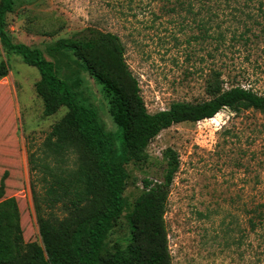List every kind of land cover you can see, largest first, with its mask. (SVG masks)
Here are the masks:
<instances>
[{
	"label": "rangeland",
	"instance_id": "374dc122",
	"mask_svg": "<svg viewBox=\"0 0 264 264\" xmlns=\"http://www.w3.org/2000/svg\"><path fill=\"white\" fill-rule=\"evenodd\" d=\"M6 27L13 40L57 60L105 129L114 125L99 86L70 54L47 51L56 39L86 27L119 36L151 113L174 101L208 99L210 83L264 94V0H16ZM1 62L7 73L0 77V202L15 198L23 242L40 243L34 197L46 199L54 174L70 179L79 153H57L46 141L66 108L43 114L34 88L38 70L0 45ZM166 148L179 157L165 213L172 264H264V243L246 222L257 187H264V114L226 107L212 118L161 130L146 147L147 162L125 165L127 204L143 177L162 180ZM54 213L64 216L58 206ZM128 238L122 214L105 249H122Z\"/></svg>",
	"mask_w": 264,
	"mask_h": 264
},
{
	"label": "trees",
	"instance_id": "16d2710c",
	"mask_svg": "<svg viewBox=\"0 0 264 264\" xmlns=\"http://www.w3.org/2000/svg\"><path fill=\"white\" fill-rule=\"evenodd\" d=\"M15 2L0 0V45L6 54L18 55L38 70L34 88L43 101L45 116L66 108L46 141L57 153L78 151L80 164L70 179L53 175L43 202L34 197L40 243L23 242L15 198L0 202V264H172L165 213L179 168L178 154L171 148L164 150L162 180L143 177L142 188L130 205L123 196L128 179L125 165L147 162L150 141L174 124L209 119L226 107L264 114V94L240 85L223 88L210 83L208 99L174 101L151 113L139 81L126 63L119 36L86 27L56 39L47 51L53 57L70 54L99 86L114 125L105 129L96 110L81 101L78 91L66 81L57 60L47 59L36 46L13 40L6 14L14 10ZM6 73L1 62L0 77ZM257 191V199L246 211V222L259 243H264V187ZM57 206L64 211L63 217L54 213ZM122 214L129 224V238L122 249L107 251L106 236Z\"/></svg>",
	"mask_w": 264,
	"mask_h": 264
}]
</instances>
